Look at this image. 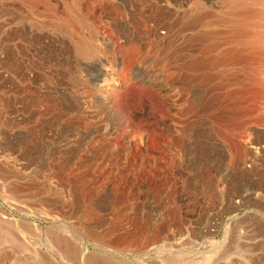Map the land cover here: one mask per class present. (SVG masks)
<instances>
[{
  "label": "rangeland",
  "instance_id": "rangeland-1",
  "mask_svg": "<svg viewBox=\"0 0 264 264\" xmlns=\"http://www.w3.org/2000/svg\"><path fill=\"white\" fill-rule=\"evenodd\" d=\"M195 3L0 0V264H264L263 105L199 143Z\"/></svg>",
  "mask_w": 264,
  "mask_h": 264
},
{
  "label": "bare ground",
  "instance_id": "bare-ground-1",
  "mask_svg": "<svg viewBox=\"0 0 264 264\" xmlns=\"http://www.w3.org/2000/svg\"><path fill=\"white\" fill-rule=\"evenodd\" d=\"M193 2H196V7L191 13L190 21L186 22L193 31L192 52L188 55L189 59L192 53V59L190 63V59L181 60L184 67L187 68L188 65L192 69L195 111L193 132H197L199 143L204 139L213 143L215 134H211L212 123L222 132L228 127L237 129L242 123H247L244 121L247 118L245 115L256 112V109L260 113V110H264V0H223L216 10L212 8L216 7V3L209 2V4L205 0H193ZM218 3L220 4L219 1ZM88 45L90 44L87 42L85 53L92 52V48ZM188 72L191 76V70ZM107 90V87L104 88L100 95L103 103L108 99L105 94ZM260 104L263 108L259 110ZM250 134L255 138H264L263 130H255ZM248 143L254 142L250 140ZM259 147L251 144L250 154L256 156Z\"/></svg>",
  "mask_w": 264,
  "mask_h": 264
}]
</instances>
